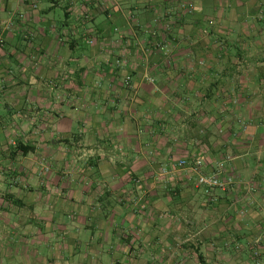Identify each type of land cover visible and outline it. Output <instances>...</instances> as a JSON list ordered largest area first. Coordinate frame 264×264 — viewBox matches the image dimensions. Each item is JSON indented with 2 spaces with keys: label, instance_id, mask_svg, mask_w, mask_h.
I'll list each match as a JSON object with an SVG mask.
<instances>
[{
  "label": "crops",
  "instance_id": "1",
  "mask_svg": "<svg viewBox=\"0 0 264 264\" xmlns=\"http://www.w3.org/2000/svg\"><path fill=\"white\" fill-rule=\"evenodd\" d=\"M262 3L0 0V264H264Z\"/></svg>",
  "mask_w": 264,
  "mask_h": 264
},
{
  "label": "built area",
  "instance_id": "2",
  "mask_svg": "<svg viewBox=\"0 0 264 264\" xmlns=\"http://www.w3.org/2000/svg\"><path fill=\"white\" fill-rule=\"evenodd\" d=\"M118 67L125 65L123 60L116 62ZM130 77L126 78V85H130ZM181 169H189L197 175V186L203 190L206 198L213 199L217 191L228 192L235 186V178L229 174L226 161H220L215 167H211L209 173L204 172L206 164L204 160H181L176 165Z\"/></svg>",
  "mask_w": 264,
  "mask_h": 264
},
{
  "label": "rangeland",
  "instance_id": "3",
  "mask_svg": "<svg viewBox=\"0 0 264 264\" xmlns=\"http://www.w3.org/2000/svg\"><path fill=\"white\" fill-rule=\"evenodd\" d=\"M262 4H264V3H262ZM259 11V9H257V10H254V12H253V14L254 15H258L257 16V19H259V18H261V19H264V6L260 9V11ZM230 14H231V11L229 12V13H225L224 14V10H222L221 11V13L219 14V16H217V15H214V14H212V15H210V17H212V18H210L211 20H213V21H210V24H208V25H206L205 27H207V30H205V34H209V31L211 30V29H213V28H215L216 26L218 27V29H221V30H223L226 34L227 33H231L232 32V30H233V25H232V21L230 20V18H231V16H230ZM215 17H217V19H215ZM236 17L237 18H239V19H241L242 17H240L239 15H236ZM227 19H229V20H227ZM218 21H220V22H218ZM263 23V24H261V28H262V30L259 32V33H261L262 34V44H263V47H264V20H260V21H258V23ZM256 23V22H255ZM213 24V25H212ZM215 25V26H214ZM239 28V25L238 24H236L235 25V30H237ZM217 29V30H218ZM258 30H259V28H258ZM222 37H225V38H227L226 36H222ZM228 38H230V37H228ZM263 51L262 53H261V51ZM260 50H258V51H255V50H253V51H251L252 52V54H254V57L253 58H251V59H255V60H264V48H262V49H260ZM258 52V53H257ZM250 53L249 52H247V53H245L244 55L246 56V55H249ZM257 54V55H256ZM224 56L226 57V58H228L227 56H226V54H224ZM231 57H229V59H230ZM209 166V165H208ZM44 171L46 172V173H48V172H50L51 171V167L49 166V165H46V164H44ZM253 264V263H252Z\"/></svg>",
  "mask_w": 264,
  "mask_h": 264
}]
</instances>
